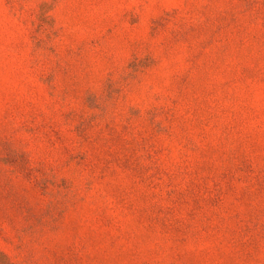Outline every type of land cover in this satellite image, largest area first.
Masks as SVG:
<instances>
[{
    "label": "rangeland",
    "instance_id": "374dc122",
    "mask_svg": "<svg viewBox=\"0 0 264 264\" xmlns=\"http://www.w3.org/2000/svg\"><path fill=\"white\" fill-rule=\"evenodd\" d=\"M0 264H264V0H0Z\"/></svg>",
    "mask_w": 264,
    "mask_h": 264
}]
</instances>
